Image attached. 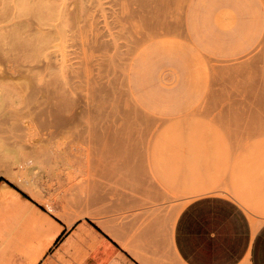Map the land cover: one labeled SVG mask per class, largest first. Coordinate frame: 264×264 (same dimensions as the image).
Returning <instances> with one entry per match:
<instances>
[{
	"label": "rangeland",
	"instance_id": "1",
	"mask_svg": "<svg viewBox=\"0 0 264 264\" xmlns=\"http://www.w3.org/2000/svg\"><path fill=\"white\" fill-rule=\"evenodd\" d=\"M14 1L0 0V177L15 193L0 230L39 208L145 252L205 194L264 220V0H203L207 45L190 0H24L20 25Z\"/></svg>",
	"mask_w": 264,
	"mask_h": 264
},
{
	"label": "crops",
	"instance_id": "2",
	"mask_svg": "<svg viewBox=\"0 0 264 264\" xmlns=\"http://www.w3.org/2000/svg\"><path fill=\"white\" fill-rule=\"evenodd\" d=\"M227 6L234 4L229 1ZM208 7L210 3L203 0H190L187 5L192 35L198 40L204 36L205 45L212 35ZM147 56L148 51L142 50L130 64L135 85L145 72ZM37 210L17 213L21 223L0 230V264H264V220L252 224L243 207L221 195L188 200L170 230L152 235L156 248L145 252L87 219L69 222Z\"/></svg>",
	"mask_w": 264,
	"mask_h": 264
},
{
	"label": "bare ground",
	"instance_id": "3",
	"mask_svg": "<svg viewBox=\"0 0 264 264\" xmlns=\"http://www.w3.org/2000/svg\"><path fill=\"white\" fill-rule=\"evenodd\" d=\"M9 1V0H8ZM51 2V1H50ZM52 2H53V0H52ZM51 2V3H52ZM61 2V1H60ZM9 3V2H8ZM14 3H15V11H13L14 12V16H17L15 19H14V21L15 20H18L19 18H22V17H19L18 18V16H23V15H26V14H31V13H33V8H32V3H31V1L29 2L30 3V5H28V3H26L24 0H16V1H14ZM42 4L44 3V2H41ZM47 3V2H46ZM34 4V3H33ZM13 5V4H12ZM14 6V5H13ZM36 7V6H35ZM48 8V7H47ZM94 8V7H93ZM0 9H1V7H0ZM13 9V10H14ZM66 9V8H65ZM37 11V10H36ZM75 11V10H74ZM57 12V11H56ZM69 12V11H68ZM42 15V14H41ZM11 16V15H10ZM43 16V15H42ZM48 17V16H47ZM65 17V16H64ZM3 18V17H2ZM29 18V17H28ZM84 18V17H83ZM91 18V17H90ZM74 20V19H73ZM94 20V19H93ZM13 21V22H14ZM25 21V20H24ZM23 21H20V23H22ZM27 22V21H26ZM55 22V21H54ZM14 23H16V24H19L17 21H15ZM13 23V24H14ZM23 24V23H22ZM25 24V23H24ZM26 24H28V23H26ZM30 24V23H29ZM20 25V24H19ZM19 25L17 26V27H14V28H11V30H13V29H17L18 27H19ZM51 25V24H50ZM70 25V24H69ZM26 26V25H25ZM24 26V27H25ZM12 27H13V25H12ZM23 27V26H22ZM19 28H21V26L19 27ZM5 29V28H4ZM19 30V29H18ZM21 31V30H20ZM19 31V32H20ZM25 31V30H24ZM35 31V30H34ZM37 31V30H36ZM2 32V31H1ZM8 33V32H7ZM14 35H17V34H19V33H17V31L15 30L14 31ZM23 33V32H22ZM21 33V34H22ZM36 33H38V32H36ZM11 34V33H10ZM39 34V33H38ZM12 35V34H11ZM41 35V34H40ZM1 36V35H0ZM35 36V35H34ZM26 37V36H25ZM15 38V36L13 37V40H15L14 39ZM37 39L39 38V37H36ZM9 39V38H8ZM24 40H25V38H24ZM27 40V39H26ZM30 40V39H29ZM29 40H27V41H29ZM2 41V40H1ZM17 41V40H16ZM26 41V42H27ZM8 42V41H7ZM12 42V41H11ZM14 42V41H13ZM21 43H22V41H21ZM20 43V44H21ZM41 43V42H40ZM43 43V42H42ZM1 44V43H0ZM10 44H12V43H10ZM13 44H15V46H16V44H17V42L16 43H13ZM50 44V43H49ZM22 45V44H21ZM32 45V44H31ZM12 46H14V45H12ZM27 46V45H26ZM38 46V45H37ZM32 47V46H31ZM15 48V47H14ZM1 49V48H0ZM10 49V48H9ZM14 50V49H13ZM18 50V49H17ZM39 50V49H38ZM15 52V51H14ZM26 53V52H25ZM56 64V63H55ZM30 65V64H29ZM31 66V65H30ZM32 71V70H31ZM21 72V71H20ZM37 72V71H36ZM27 73V72H26ZM29 74V73H28ZM33 74V73H32ZM35 75V74H34ZM33 75V76H34ZM7 76V75H6ZM5 76V79H7L8 77H6ZM11 76V75H10ZM14 76V75H13ZM29 76H30V74H29ZM2 77V76H1ZM0 77V78H1ZM36 78V77H35ZM0 80H2V81H0V88L2 87V85H3V83L5 82L4 80H3V78L2 79H0ZM1 82H3V83H1ZM32 83V82H31ZM6 85H7V83H5ZM44 84V83H43ZM46 84V83H45ZM6 85H4V86H6ZM35 87H33L32 88V91L33 92H37V91H34L33 89H34ZM4 90H5V88H4ZM3 91V90H2ZM2 91H1V94H2ZM31 92V91H30ZM32 92V93H33ZM47 92V91H46ZM34 94V93H33ZM43 94V93H42ZM5 96V95H4ZM34 96H35V94H34ZM34 96H30V97H34ZM1 97H3V95H1ZM0 97V98H1ZM29 97V98H30ZM41 97V96H40ZM3 99V98H2ZM1 100V99H0ZM0 102H2V100L0 101ZM5 103V102H4ZM29 105V104H28ZM27 114V113H26ZM13 115V114H12ZM35 115V114H34ZM29 116V115H28ZM35 119V118H34ZM3 123L0 121V125H2ZM5 124V123H4ZM1 129H4L5 127H3V126H1L0 127ZM1 131H3V130H1ZM6 131V130H5ZM5 131H3V132H5ZM19 136V135H18ZM108 140V139H107ZM70 152V151H69ZM71 153V152H70ZM67 154V153H66ZM71 154H73V153H71ZM68 155V154H67ZM73 155H75V154H73ZM0 175L1 176H4V177H6V173L3 171H0ZM198 188V187H197ZM208 188H210V187H206V186H203V187H199L197 190H201V191H205V189L207 190ZM195 189H196V187H195ZM200 191V192H201ZM203 191V192H204ZM198 193H199V191H198ZM10 196V195H15V193H14V190L10 187V186H8L4 181H2V182H0V201L1 200H3V199H5V198H7V196ZM260 203V202H259ZM261 204V203H260ZM264 205V204H263ZM258 207V206H257ZM261 207V209H262V206H260ZM167 233V232H166ZM170 233H171V231H170ZM170 236H171V234H170ZM167 245V244H166ZM168 246V245H167Z\"/></svg>",
	"mask_w": 264,
	"mask_h": 264
},
{
	"label": "trees",
	"instance_id": "4",
	"mask_svg": "<svg viewBox=\"0 0 264 264\" xmlns=\"http://www.w3.org/2000/svg\"><path fill=\"white\" fill-rule=\"evenodd\" d=\"M2 181H4V182L8 183L9 185H11L7 180H5L4 178L0 177V182H2Z\"/></svg>",
	"mask_w": 264,
	"mask_h": 264
}]
</instances>
